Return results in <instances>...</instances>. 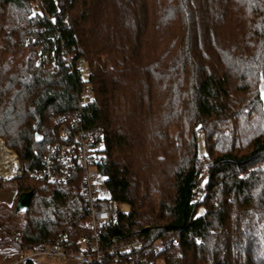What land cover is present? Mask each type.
Returning a JSON list of instances; mask_svg holds the SVG:
<instances>
[{
	"label": "trees",
	"instance_id": "obj_1",
	"mask_svg": "<svg viewBox=\"0 0 264 264\" xmlns=\"http://www.w3.org/2000/svg\"><path fill=\"white\" fill-rule=\"evenodd\" d=\"M73 118L103 138L105 244L176 237L154 263L264 264V0H0V139L22 169L0 190L33 192L25 214L0 204L8 259L89 234L78 170L31 177Z\"/></svg>",
	"mask_w": 264,
	"mask_h": 264
},
{
	"label": "built area",
	"instance_id": "obj_2",
	"mask_svg": "<svg viewBox=\"0 0 264 264\" xmlns=\"http://www.w3.org/2000/svg\"><path fill=\"white\" fill-rule=\"evenodd\" d=\"M66 59L68 66L82 77H88L82 60L74 64L70 55H67ZM93 99V88L86 85L81 91L79 110L92 105ZM69 125L60 131L63 142L50 148L44 169L31 173V177L36 179L45 177L51 182L65 183L74 175V171L78 170L81 196L86 205L85 227L89 234L79 239L77 249L64 246L65 238L60 237L55 243L39 245L23 252L17 257V261L26 262L42 256L59 262L73 261L75 264H160L154 263L153 259L168 247L176 245L178 243L176 237L152 238L149 241L115 240L108 244L104 243V230L118 222L119 208L107 188V177L99 169L104 158L103 138L95 131L83 127L77 118H73ZM5 147L4 142L0 143V181L22 176L17 154L6 147L8 152H13L9 155L10 158L6 159L3 155Z\"/></svg>",
	"mask_w": 264,
	"mask_h": 264
},
{
	"label": "crops",
	"instance_id": "obj_3",
	"mask_svg": "<svg viewBox=\"0 0 264 264\" xmlns=\"http://www.w3.org/2000/svg\"><path fill=\"white\" fill-rule=\"evenodd\" d=\"M7 190L9 192V195L6 197L0 196V204L6 205L8 207H13L16 205L18 200L17 191L15 189ZM4 191V189L0 190V194ZM31 261L33 262V264H75L73 261L59 262L46 259L42 256L35 257ZM0 264H26V262H18L17 257L8 259L5 255L0 253Z\"/></svg>",
	"mask_w": 264,
	"mask_h": 264
},
{
	"label": "water",
	"instance_id": "obj_4",
	"mask_svg": "<svg viewBox=\"0 0 264 264\" xmlns=\"http://www.w3.org/2000/svg\"><path fill=\"white\" fill-rule=\"evenodd\" d=\"M32 197L33 192L20 194L16 203L15 212L19 214L27 213L31 205Z\"/></svg>",
	"mask_w": 264,
	"mask_h": 264
},
{
	"label": "rangeland",
	"instance_id": "obj_5",
	"mask_svg": "<svg viewBox=\"0 0 264 264\" xmlns=\"http://www.w3.org/2000/svg\"><path fill=\"white\" fill-rule=\"evenodd\" d=\"M1 141V143L2 142H4V140H2V139H0ZM178 141H181L180 139H178ZM5 143V142H4ZM7 147V146H6ZM8 148V147H7ZM9 149V148H8ZM12 154H13V152H11ZM201 154L203 155L204 154V150H202V152H201ZM5 191L4 192H2L1 194H0V196L1 197H6V196H8L9 195V192H8V190L7 189H4ZM7 190V191H6ZM204 192H205V190L204 189H202V186L198 189V193H199V199H201L202 198V196L204 195ZM124 210L125 211H127L128 210V208L127 207H124Z\"/></svg>",
	"mask_w": 264,
	"mask_h": 264
},
{
	"label": "bare ground",
	"instance_id": "obj_6",
	"mask_svg": "<svg viewBox=\"0 0 264 264\" xmlns=\"http://www.w3.org/2000/svg\"><path fill=\"white\" fill-rule=\"evenodd\" d=\"M1 143V142H0ZM8 149L5 147V151H4V153H3V155H4V157L6 158V159H9L10 157H9V155L10 154H12L11 152H8L7 151ZM8 157V158H7Z\"/></svg>",
	"mask_w": 264,
	"mask_h": 264
}]
</instances>
